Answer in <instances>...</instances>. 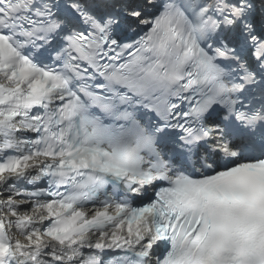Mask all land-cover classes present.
<instances>
[{"label": "snow or ice", "instance_id": "1", "mask_svg": "<svg viewBox=\"0 0 264 264\" xmlns=\"http://www.w3.org/2000/svg\"><path fill=\"white\" fill-rule=\"evenodd\" d=\"M0 264H264V0H0Z\"/></svg>", "mask_w": 264, "mask_h": 264}]
</instances>
